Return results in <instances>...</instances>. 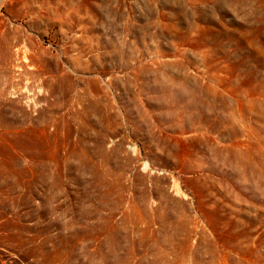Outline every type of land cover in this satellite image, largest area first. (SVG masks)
Instances as JSON below:
<instances>
[{
	"label": "rangeland",
	"instance_id": "obj_1",
	"mask_svg": "<svg viewBox=\"0 0 264 264\" xmlns=\"http://www.w3.org/2000/svg\"><path fill=\"white\" fill-rule=\"evenodd\" d=\"M0 264H264V0H0Z\"/></svg>",
	"mask_w": 264,
	"mask_h": 264
}]
</instances>
